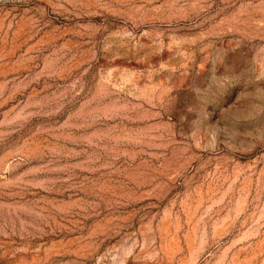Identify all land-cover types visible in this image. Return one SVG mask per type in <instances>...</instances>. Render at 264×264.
I'll list each match as a JSON object with an SVG mask.
<instances>
[{
	"label": "rangeland",
	"instance_id": "1",
	"mask_svg": "<svg viewBox=\"0 0 264 264\" xmlns=\"http://www.w3.org/2000/svg\"><path fill=\"white\" fill-rule=\"evenodd\" d=\"M170 1L0 0V264H264V0Z\"/></svg>",
	"mask_w": 264,
	"mask_h": 264
},
{
	"label": "bare ground",
	"instance_id": "2",
	"mask_svg": "<svg viewBox=\"0 0 264 264\" xmlns=\"http://www.w3.org/2000/svg\"><path fill=\"white\" fill-rule=\"evenodd\" d=\"M144 1H145V0H144ZM174 1H175V3H176L177 0H174ZM174 1H172V2L174 3ZM190 1H191V0H190ZM194 1H196V0H194ZM194 1H193V2H194ZM146 2H147V1H146ZM170 2H171V1H170ZM172 2H171V3H172ZM178 2H179V1H178ZM175 3H174V4H175ZM183 3H184V2H183ZM167 4L169 5V3H167ZM176 5H177V4H176ZM190 5H192V4H190ZM193 5H194V4H193ZM156 6H157V5H156ZM170 6H171V5H170ZM170 6H169V7H170ZM139 7H141V6H139ZM181 7H182V6H181ZM146 8H147V7H146ZM159 8H160V7H159ZM175 8H176V7H175ZM175 8H174V9H175ZM178 8L180 9V7H178ZM147 9H148V8H147ZM175 10H176V9H175Z\"/></svg>",
	"mask_w": 264,
	"mask_h": 264
}]
</instances>
